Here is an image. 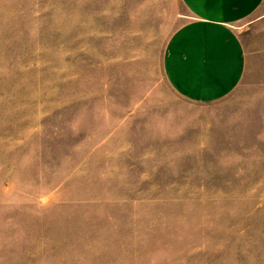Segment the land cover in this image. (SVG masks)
I'll list each match as a JSON object with an SVG mask.
<instances>
[{
  "label": "rangeland",
  "instance_id": "obj_1",
  "mask_svg": "<svg viewBox=\"0 0 264 264\" xmlns=\"http://www.w3.org/2000/svg\"><path fill=\"white\" fill-rule=\"evenodd\" d=\"M184 13L0 0V264H264V29L194 104L163 66Z\"/></svg>",
  "mask_w": 264,
  "mask_h": 264
},
{
  "label": "crops",
  "instance_id": "obj_2",
  "mask_svg": "<svg viewBox=\"0 0 264 264\" xmlns=\"http://www.w3.org/2000/svg\"><path fill=\"white\" fill-rule=\"evenodd\" d=\"M180 1L188 19L166 48L165 78L188 102H216L245 78L247 40L264 29V0Z\"/></svg>",
  "mask_w": 264,
  "mask_h": 264
}]
</instances>
